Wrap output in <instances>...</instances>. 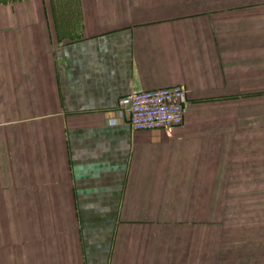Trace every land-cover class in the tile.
Returning <instances> with one entry per match:
<instances>
[{
    "label": "crops",
    "instance_id": "obj_1",
    "mask_svg": "<svg viewBox=\"0 0 264 264\" xmlns=\"http://www.w3.org/2000/svg\"><path fill=\"white\" fill-rule=\"evenodd\" d=\"M173 85L183 125L132 131L118 99ZM246 188L264 0H0V264H246Z\"/></svg>",
    "mask_w": 264,
    "mask_h": 264
},
{
    "label": "built area",
    "instance_id": "obj_2",
    "mask_svg": "<svg viewBox=\"0 0 264 264\" xmlns=\"http://www.w3.org/2000/svg\"><path fill=\"white\" fill-rule=\"evenodd\" d=\"M185 104L186 90L180 85L131 92L117 102L132 131L182 126Z\"/></svg>",
    "mask_w": 264,
    "mask_h": 264
},
{
    "label": "rangeland",
    "instance_id": "obj_3",
    "mask_svg": "<svg viewBox=\"0 0 264 264\" xmlns=\"http://www.w3.org/2000/svg\"><path fill=\"white\" fill-rule=\"evenodd\" d=\"M231 212L238 215H246V219L239 222H230L232 227L238 232V228L242 230L237 234L239 237L235 240H241L245 242L247 261L246 264H255V246L258 239L261 238L263 242L264 251V188L254 189L246 188L239 190H230ZM261 236V237H260ZM243 256V254H241ZM258 263L264 264V252L262 257H257ZM263 260V261H262Z\"/></svg>",
    "mask_w": 264,
    "mask_h": 264
}]
</instances>
